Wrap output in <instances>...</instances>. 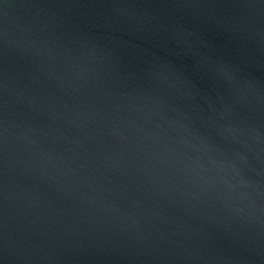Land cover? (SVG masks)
<instances>
[{
	"label": "water",
	"instance_id": "95a60500",
	"mask_svg": "<svg viewBox=\"0 0 264 264\" xmlns=\"http://www.w3.org/2000/svg\"><path fill=\"white\" fill-rule=\"evenodd\" d=\"M259 3L0 0L13 42L0 49V264H264V231L229 217L188 159L235 162L251 183L240 191L264 203ZM216 64L239 71L217 76Z\"/></svg>",
	"mask_w": 264,
	"mask_h": 264
},
{
	"label": "clouds",
	"instance_id": "9594fccd",
	"mask_svg": "<svg viewBox=\"0 0 264 264\" xmlns=\"http://www.w3.org/2000/svg\"><path fill=\"white\" fill-rule=\"evenodd\" d=\"M250 8H264V0H260V3L258 5H249ZM121 14H125L121 10ZM250 31H254L255 35L260 37L262 40H264V32H260L258 29H255L254 26ZM79 40L80 47L84 49L86 52L91 53L92 55H96L98 52H103V48L100 47V45L96 44L91 38H83L78 37L75 38ZM12 41H10L7 38L6 33H0V49H7L12 45ZM39 44L44 46L45 50L51 54L52 48L48 47L49 44L52 45V47H59V43L57 40L53 39L52 36H49L47 40H40ZM37 41H29L26 45L24 51H32L35 53V55H40V47L37 46ZM59 55H63L66 60L69 61V63H72L73 57H72V50L69 49L67 46L63 47L62 51L59 53ZM77 62H79L77 60ZM214 71L217 76H225L228 73H238L239 69L235 67H230L227 64H216L214 65ZM159 77V73L154 72L152 73V78L157 79ZM162 79V77H161ZM233 82L238 83L235 81V76H233ZM245 84H247V81H244ZM0 87H6V85H0ZM175 111V109H174ZM215 115V112H213ZM177 115H180L179 112H177ZM185 120L188 118L185 116ZM245 124L243 120H238L236 129L240 131L241 134L244 132ZM182 128H184L185 132L188 133L192 137V139L200 140L201 143H203L202 139L198 136V134L192 130L191 128V122H189L186 125H181ZM228 131H233L232 128H229ZM254 131V130H252ZM256 138L259 139V133H256ZM8 141V128L6 126V121L0 120V146H6ZM183 143L190 148H195L196 145L190 144L188 141H183ZM209 146L205 144V150H208ZM188 159L191 161L192 164L195 165L197 169L200 170V172H208V177H201L199 176V173H197L198 179H203L204 184L209 187L210 190L214 192L216 200L224 206L225 210L227 211L229 217L233 219H237L241 222L245 221V217L249 216L251 219L248 220V223H251L252 221H255V224L259 226L261 231H264V203H255L251 196H249L247 193L241 192V189H246L251 187V183L247 181L243 175L241 174L240 168L238 165L230 160L225 159H215L212 155H208L206 158L207 165H210L211 168H208L205 166V163L202 162V158L197 155L193 157H188ZM240 159H244L243 157H240ZM3 167H7V162L4 161ZM185 167L187 168L188 165L186 164ZM225 168H230L232 171V175L229 176L225 172ZM256 191V200L264 199V192L261 191V189L258 187L255 189ZM0 195H3L5 199H7L6 193H0ZM247 198L248 204H246L244 207L240 206V203H242ZM231 201V206L227 203V201ZM4 225L0 224V227H3ZM7 239L8 237H3V248L6 251L7 249Z\"/></svg>",
	"mask_w": 264,
	"mask_h": 264
}]
</instances>
